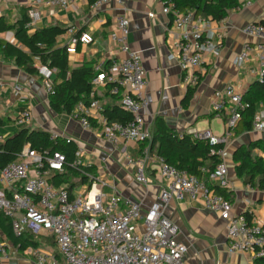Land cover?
<instances>
[{"label": "built area", "instance_id": "2783aa9c", "mask_svg": "<svg viewBox=\"0 0 264 264\" xmlns=\"http://www.w3.org/2000/svg\"><path fill=\"white\" fill-rule=\"evenodd\" d=\"M120 0H96L90 7L99 10ZM241 7L252 0H236ZM2 0H0L1 5ZM86 0H30L27 8L30 26L42 20L41 9L71 11ZM163 14L169 16L173 30L178 34L176 45L178 62L182 69V81L188 88L199 85L204 55L215 53L213 41L205 34L203 24L208 20L195 17L193 11L181 13L173 5L163 2ZM125 10H123L124 12ZM3 9H0V17ZM210 20V19H209ZM242 33L255 44L246 42L237 54L234 64L242 68L255 63L249 73L255 80L264 76V24L246 25ZM130 21L126 13L114 18V30L110 43L121 54V59L105 69L106 63L94 66L91 102L79 103L72 115L84 130H96L100 138L115 148L122 149L126 167L132 168L135 181L148 187L157 182L160 187L159 202L144 208L140 202L118 195L113 184L105 178L89 173L82 189L77 193L56 188L49 179L53 173L64 170L66 157L60 152H42L26 146L17 160L0 170V212L12 223L16 236L29 232L35 237L45 234L53 238L61 264H187L188 247L179 241V228L165 216V207L171 201L200 200L204 208L227 223V250L229 254H250L254 261L264 262V224L248 221L246 214H236L233 203L218 194L210 183L222 189L228 188V169L221 163L209 173V183L168 164L152 153L148 142L151 133L146 130L144 116L148 110L147 73L138 52L130 47ZM221 36H219L220 38ZM93 36L84 32L71 41L68 54H74L78 45L89 46ZM38 76L49 95L54 93L56 70L36 64ZM4 84H2L3 86ZM15 94L24 98L23 88L14 85ZM119 98L118 104L132 114L128 124L110 122L104 115V106L97 98L100 91ZM247 107L243 94L235 85L216 91L211 100L214 114L226 119L227 133L218 135L210 130L192 128L187 132L195 140L210 145H226L242 119ZM32 112L21 110L14 124L24 128L31 124ZM95 124V126H93ZM252 131L264 133V120L255 116ZM54 143H74L70 138L52 133ZM5 138L0 136V143ZM138 145L139 156L133 158L125 149L127 143ZM222 154V153H221ZM80 149L75 154V166H83ZM250 187V186H248ZM2 250L0 248V255ZM37 264H60L50 251L34 250ZM255 264V263H252Z\"/></svg>", "mask_w": 264, "mask_h": 264}, {"label": "crops", "instance_id": "0c3cea01", "mask_svg": "<svg viewBox=\"0 0 264 264\" xmlns=\"http://www.w3.org/2000/svg\"><path fill=\"white\" fill-rule=\"evenodd\" d=\"M120 1L122 5L114 1L99 10L90 7V0L71 11L44 8L41 9L42 20L36 28L60 26L68 29L59 39V46H66L67 49L75 36L90 33L94 43L78 45L76 53L68 54L70 67L75 69L91 62L110 63L112 67L122 56L110 43L109 35L114 30V18L125 12L130 21V47L141 55L147 73L145 94L149 105L144 116L146 130L151 133L154 121L161 118L169 129L180 135H187L192 128L226 134L225 119L212 112L211 100L216 91L232 84L245 94L255 81L249 69L256 64L238 68L234 60L246 42H257L248 39L242 30L251 23L264 24V0H252L247 6L230 11L220 22L208 19L203 24L205 34L213 41L216 50L213 54L204 55L202 67L197 71L201 80L187 107H183V101L191 88L182 81L176 48L179 38L172 28L170 17L163 14V1ZM29 6L30 0H2L0 9H3L2 16L16 22ZM0 40L18 46L12 32L0 35ZM14 85L23 88L25 99L15 94ZM106 93L103 90L97 96L104 108L112 104ZM24 109H29L33 115L31 124L24 128L70 138L84 153L80 163L84 167H94V176L105 178L113 184L119 196L140 202L146 209L159 202L158 182L148 187L138 184L133 169L126 167L122 149L105 142L96 130H84L70 115L54 113L49 107V96L41 78L26 74L0 53V136L5 141L22 129L14 121ZM256 116L264 120V103L258 105ZM258 140H264V133L252 131L232 135L221 155L222 163L228 169L227 190L231 193L234 212L248 214L253 222L264 224V191L245 185L237 177L232 160L238 148ZM125 149L133 158L139 156L137 144L129 142ZM254 155L262 156L258 150L254 151ZM164 209L165 216L179 228V241L188 247L187 264H256L250 254L228 253L227 223L217 214L206 210L200 200H173ZM40 236L42 242L39 240L40 245L35 250L52 252L61 264L56 245L53 247L49 243L52 237L45 234ZM33 251L29 249L19 255L11 244H3L0 264H37ZM29 254H33V257L29 258Z\"/></svg>", "mask_w": 264, "mask_h": 264}, {"label": "trees", "instance_id": "16d2710c", "mask_svg": "<svg viewBox=\"0 0 264 264\" xmlns=\"http://www.w3.org/2000/svg\"><path fill=\"white\" fill-rule=\"evenodd\" d=\"M96 0H90L92 4ZM173 5V9L181 13L193 11L195 17L210 19L213 22L224 20L232 10L239 9L236 0H162ZM30 26L28 10L22 11L16 22L6 17H0V35L14 33L18 46L0 40V53L15 63V65L31 76L38 75L36 62L56 70L54 93L49 95V107L58 115H72L79 103L89 105L92 92V80L95 77V62L86 63L79 68H71L67 47L59 46V39L68 29L60 26L36 28ZM33 30V32H31ZM110 67L106 64L105 69ZM198 86L189 89L183 101L187 107L193 93ZM112 104L104 109V115L110 122L128 124L132 121V114L118 104L119 98L106 93ZM243 101L247 107L242 112V119L233 131V135L252 132V125L257 114L258 105L264 103V76L262 81L255 80L248 91L243 94ZM226 121V119H225ZM95 126V124H93ZM152 153L162 157L168 164L179 170L209 183V173L213 172L222 163L221 153L225 146L210 145L206 141L193 139L189 135H180L169 129L161 118H156L148 142ZM26 146L42 152H60L65 155L66 163L63 172L53 173L49 182L56 188H65L72 192L77 184L86 183L83 172L94 175V167L75 166V154L78 147L75 143H54L50 134L44 131H34L22 128L0 146V170L17 160ZM258 150L262 156L254 155ZM235 172L245 185L264 191V140H258L248 146L238 148L232 158ZM72 179V181H71ZM73 179L77 180L73 182ZM210 187L224 196L231 203V193L210 183ZM251 222L252 217L246 214ZM5 240L18 252L25 253L29 249H37L40 245L37 237L29 232L18 237L14 234L12 223L0 212V241ZM53 240V238H52ZM60 257V256H59ZM58 257V258H59ZM256 264H264L257 260Z\"/></svg>", "mask_w": 264, "mask_h": 264}, {"label": "rangeland", "instance_id": "374dc122", "mask_svg": "<svg viewBox=\"0 0 264 264\" xmlns=\"http://www.w3.org/2000/svg\"><path fill=\"white\" fill-rule=\"evenodd\" d=\"M71 181H72V179H71ZM77 180H75V179H73V182H76ZM82 189V184L80 183V184H77V186L75 187V189H74V191L77 193L78 191H80ZM37 238H38V240H40L41 241V236H37ZM43 240V239H42ZM42 242V241H41ZM49 243H50V245L51 246H55V243L53 242V240H50L49 241ZM3 244H8V242H6L5 240H2V241H0V248H1V250L3 249ZM23 253H20L19 252V255H22ZM29 258H31V257H33V254L32 255H30L29 254V256H28ZM62 263H63V261H62Z\"/></svg>", "mask_w": 264, "mask_h": 264}]
</instances>
